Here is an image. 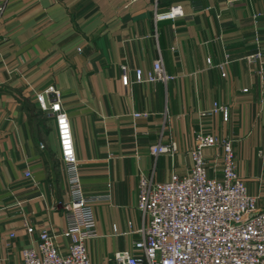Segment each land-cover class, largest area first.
<instances>
[{
    "label": "crops",
    "instance_id": "0c3cea01",
    "mask_svg": "<svg viewBox=\"0 0 264 264\" xmlns=\"http://www.w3.org/2000/svg\"><path fill=\"white\" fill-rule=\"evenodd\" d=\"M228 1L0 0V264H19L39 230L61 252L67 245L52 122L44 133L31 115L34 93L48 84L68 118L83 195L99 198L91 203L94 236L85 241L89 264H110L138 239V177L163 182L185 173L198 130L230 141L237 176L264 209V0ZM174 5L181 18L153 20ZM256 51L258 59H246ZM157 57L173 79L133 83L132 71L145 75ZM213 104L226 109L225 121L200 115ZM169 141L173 160L148 153Z\"/></svg>",
    "mask_w": 264,
    "mask_h": 264
},
{
    "label": "built area",
    "instance_id": "2783aa9c",
    "mask_svg": "<svg viewBox=\"0 0 264 264\" xmlns=\"http://www.w3.org/2000/svg\"><path fill=\"white\" fill-rule=\"evenodd\" d=\"M232 1L235 0L227 4ZM182 15L180 6L174 5L164 12H154L153 20H173ZM259 57L260 52L256 51L246 59ZM224 64L217 66L221 76ZM119 70L120 82L126 86L128 70L124 65H119ZM132 76L135 84H165L173 79L164 72L159 57L145 75L134 69ZM33 101L38 111L52 122L68 196L61 232L67 245L61 252L53 235L45 229L39 230L36 241L20 250L19 264H89L85 241L94 236L91 203L99 198L83 195L79 163L59 92L48 84L34 93ZM212 113H220L226 120V109L216 104L200 115ZM145 116L132 114L134 119ZM204 150H211L209 157L203 155ZM175 152L171 141L148 148L152 157L166 156L171 160ZM187 155L190 165L183 174H170L163 182L138 177L135 209L144 223L137 231L138 239L129 249L115 252L110 264H264V209L257 208V197L247 193L244 181L237 176L230 141L198 130L191 135ZM23 177L30 179L28 170L23 172ZM25 231L29 235L33 233L30 226Z\"/></svg>",
    "mask_w": 264,
    "mask_h": 264
},
{
    "label": "rangeland",
    "instance_id": "374dc122",
    "mask_svg": "<svg viewBox=\"0 0 264 264\" xmlns=\"http://www.w3.org/2000/svg\"><path fill=\"white\" fill-rule=\"evenodd\" d=\"M32 113L31 115L35 118L36 122L39 125V128L41 129L42 132H47L50 128L49 121L47 120V117L44 114H41L37 111L36 108L31 109ZM55 160V159H54Z\"/></svg>",
    "mask_w": 264,
    "mask_h": 264
}]
</instances>
